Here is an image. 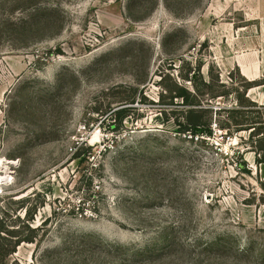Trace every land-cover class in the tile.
Here are the masks:
<instances>
[{"label":"rangeland","instance_id":"obj_1","mask_svg":"<svg viewBox=\"0 0 264 264\" xmlns=\"http://www.w3.org/2000/svg\"><path fill=\"white\" fill-rule=\"evenodd\" d=\"M200 77L264 106V0H0V207L37 229L5 264H264L249 132L178 126Z\"/></svg>","mask_w":264,"mask_h":264},{"label":"trees","instance_id":"obj_2","mask_svg":"<svg viewBox=\"0 0 264 264\" xmlns=\"http://www.w3.org/2000/svg\"><path fill=\"white\" fill-rule=\"evenodd\" d=\"M200 85L204 90H200V87L196 85L193 86L194 90L179 88L177 94L173 97L180 99L184 107L182 122L178 124L181 132L188 133V135L197 139L199 137L209 138L213 136V125L220 131L225 132L228 137L240 132H249V140L256 154V164L264 165V106H258L255 102L248 100L245 93L241 94V92H238L236 108L227 110L217 108L214 110L211 104H204V100L206 99L209 102L220 98L227 100L231 95L229 90H208L212 87L211 83L209 81L204 82L202 78ZM170 98L173 99L172 97ZM130 104H133V101ZM223 112L227 115L224 120H221L220 115ZM113 114L119 127L130 117L128 108H120ZM90 152L89 149L86 150L87 155ZM24 203L25 201L23 200L14 202V204L19 206L18 209L11 211L0 207V264H5V260L13 256L17 248L22 244H32L35 241V237L32 234L37 229H31L28 226V222L33 220V218L30 217L31 213H28ZM22 210L24 211L23 220H21L19 215L17 216V212ZM8 223L15 226L18 224V229L9 230ZM21 224H23L22 229ZM24 229L27 231L26 235L22 231Z\"/></svg>","mask_w":264,"mask_h":264},{"label":"bare ground","instance_id":"obj_3","mask_svg":"<svg viewBox=\"0 0 264 264\" xmlns=\"http://www.w3.org/2000/svg\"><path fill=\"white\" fill-rule=\"evenodd\" d=\"M0 182H1V180H0Z\"/></svg>","mask_w":264,"mask_h":264}]
</instances>
